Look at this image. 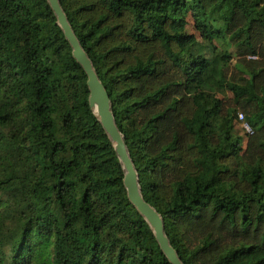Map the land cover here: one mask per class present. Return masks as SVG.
Here are the masks:
<instances>
[{
	"label": "trees",
	"instance_id": "16d2710c",
	"mask_svg": "<svg viewBox=\"0 0 264 264\" xmlns=\"http://www.w3.org/2000/svg\"><path fill=\"white\" fill-rule=\"evenodd\" d=\"M61 4L183 262L264 264V0ZM87 80L48 0H0V264H172Z\"/></svg>",
	"mask_w": 264,
	"mask_h": 264
},
{
	"label": "water",
	"instance_id": "95a60500",
	"mask_svg": "<svg viewBox=\"0 0 264 264\" xmlns=\"http://www.w3.org/2000/svg\"><path fill=\"white\" fill-rule=\"evenodd\" d=\"M48 2L57 17L58 24L61 26L73 49L74 58L83 67L88 76L89 104L115 147V151L125 172L124 185L129 200L152 228L160 248L168 260L172 264H185L167 235L162 214L143 195L140 175L131 157L125 135L117 124L110 93L102 82L93 60L77 36L61 4V0H48Z\"/></svg>",
	"mask_w": 264,
	"mask_h": 264
},
{
	"label": "rangeland",
	"instance_id": "374dc122",
	"mask_svg": "<svg viewBox=\"0 0 264 264\" xmlns=\"http://www.w3.org/2000/svg\"><path fill=\"white\" fill-rule=\"evenodd\" d=\"M187 20H188V23H187L188 32L196 34L197 36H199L200 34H199L198 30L195 27L194 20H193L192 16L189 15L187 17ZM236 58H237L236 55H234L233 63H235ZM228 95L231 96V94H228ZM238 114H239V117H238V119L236 121V129H237V132L239 133V135L243 139V146L245 148L246 144H247V140H248V135L250 134L252 128L247 124V119L243 115L244 113L239 112ZM241 114L244 116L243 118H240ZM21 264H31V261H29L28 258H27L25 260H22Z\"/></svg>",
	"mask_w": 264,
	"mask_h": 264
},
{
	"label": "built area",
	"instance_id": "2783aa9c",
	"mask_svg": "<svg viewBox=\"0 0 264 264\" xmlns=\"http://www.w3.org/2000/svg\"><path fill=\"white\" fill-rule=\"evenodd\" d=\"M243 117H244V116L241 114V115H240V118H243ZM247 124H248V123H247ZM248 125H249V124H248ZM251 131H252V129H251Z\"/></svg>",
	"mask_w": 264,
	"mask_h": 264
}]
</instances>
